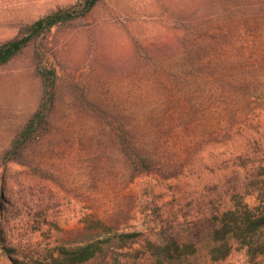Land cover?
<instances>
[{"label": "rangeland", "instance_id": "1", "mask_svg": "<svg viewBox=\"0 0 264 264\" xmlns=\"http://www.w3.org/2000/svg\"><path fill=\"white\" fill-rule=\"evenodd\" d=\"M76 1L0 0V42ZM195 31L228 34L234 49H262L264 0H98L85 16L53 27L52 127L9 162L2 154L35 109L41 86L30 47L0 67V264H67L62 248L107 237L96 215L125 221L118 231L137 238L124 246L104 242L102 253L81 264H158L163 257V264H264V254L250 257L233 239L224 258H213L222 248L211 252L220 246L211 236L219 215L257 204L264 191V109L230 139L205 145L179 174H142L126 188L106 173L107 150L90 147L72 125L83 97L131 106L166 98L183 62V40Z\"/></svg>", "mask_w": 264, "mask_h": 264}, {"label": "trees", "instance_id": "2", "mask_svg": "<svg viewBox=\"0 0 264 264\" xmlns=\"http://www.w3.org/2000/svg\"><path fill=\"white\" fill-rule=\"evenodd\" d=\"M97 2L77 0L22 25L16 36L0 42V67L31 48L33 69L41 86L38 103L2 154L3 162L19 160L29 144L45 138L51 130L57 72L48 61L50 30L85 16ZM213 34L195 31L183 40L181 54L174 55L183 62L175 67L166 98L131 106L124 101L116 104L83 97L75 104L78 115L72 125L90 147L99 145L107 150L105 171L116 177L122 188L146 173L163 177L179 174L205 145L230 139L251 113L264 109V48L234 49L228 34ZM253 41L260 43L255 37ZM114 163L120 166L117 171ZM93 219L109 230L107 237L94 234L83 244L62 248L65 263L93 259L103 252L104 242L124 246L137 238L135 231H118L125 221H107V216L101 215ZM211 236L220 245L212 246L211 252L223 249L215 259L228 255L230 239L250 257L264 254V191L255 205L241 203L223 211Z\"/></svg>", "mask_w": 264, "mask_h": 264}]
</instances>
